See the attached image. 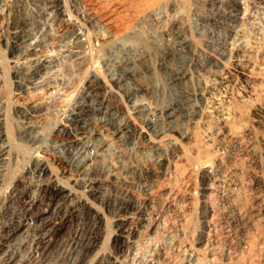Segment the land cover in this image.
I'll return each instance as SVG.
<instances>
[{
	"label": "rangeland",
	"instance_id": "obj_1",
	"mask_svg": "<svg viewBox=\"0 0 264 264\" xmlns=\"http://www.w3.org/2000/svg\"><path fill=\"white\" fill-rule=\"evenodd\" d=\"M10 1L54 40L27 62L42 74L30 95L8 63L10 101L40 107L44 129L32 145L20 118L0 168V264H264V0H67L62 18Z\"/></svg>",
	"mask_w": 264,
	"mask_h": 264
},
{
	"label": "bare ground",
	"instance_id": "obj_2",
	"mask_svg": "<svg viewBox=\"0 0 264 264\" xmlns=\"http://www.w3.org/2000/svg\"><path fill=\"white\" fill-rule=\"evenodd\" d=\"M2 1V0H1ZM0 3L1 6H0V168L3 166V165H7L9 163H11V161H13L15 159V157L13 156L12 154V150L16 151L19 153V148L17 147L18 145L14 144V140H13V133L14 131L16 130L15 129V126L17 124V121L19 120L20 121V118L24 121V123H18L19 127L17 128L18 129V134L21 138H23V140H27L28 142L32 143V145H36L37 143L39 144V136L40 134H42V131H43V127H41V124L42 123H39L41 121H37V119L39 117H42L41 115L43 114V110L34 105L33 104L31 105H27V104H21V103H13L15 101L12 102V100L10 101L11 97L9 96V92H8V89H7V84H8V80H7V70H8V63L10 64H18L20 65L18 68H13L11 67V72H10V75L13 79V82H14V87L17 89V92H19L20 95H30V93H32L34 89V85H33V82H35L36 78H38L39 76H41V71L39 70V67H36V68H33L31 65H28L27 62H29L31 60V58L33 56H37L36 53H38L36 50L37 48H43L44 46L45 47H48L46 46L47 44H50L53 42V38L51 36V31L49 29L48 26H46V23L49 22V21H45L46 23H40L38 22V26L36 28H34V24H33V20L29 19L27 21V19L25 20L26 22H23V26L22 27H19L17 25V21H16V18H15V15L13 13V8L12 9V5H11V1L10 0H4ZM42 0H40L41 2ZM46 1V0H45ZM36 2V1H35ZM34 2V3H35ZM43 3V2H42ZM36 4V3H35ZM47 5L45 6L46 9H45V12H46V15H49V14H55L56 17H61L62 16L64 17V14L66 12H68V7H67V0H49L47 3ZM14 5V4H13ZM17 5V4H16ZM37 5V4H36ZM43 5V4H42ZM45 5V4H44ZM39 6V5H38ZM16 7V6H14ZM36 7V6H34ZM43 7V8H45ZM30 8V7H29ZM38 8V7H37ZM18 9V8H17ZM34 9V8H33ZM41 9V8H40ZM31 11V10H30ZM39 11V9H38ZM43 11V10H42ZM33 12V11H32ZM35 13V12H34ZM37 13V12H36ZM40 13V11H39ZM38 13V14H39ZM29 14V13H28ZM27 14V15H28ZM37 14V16H38ZM44 17V14L41 13ZM19 15V13H18ZM35 15V14H34ZM45 15V16H46ZM54 15V16H55ZM68 15V14H67ZM70 15V14H69ZM30 17V16H29ZM36 17V15L34 16ZM41 17V15H40ZM40 17H39V20H40ZM47 17V16H46ZM68 17V16H67ZM33 18V17H32ZM37 18V17H36ZM51 18V17H50ZM35 19V18H34ZM46 19V18H45ZM58 19V18H57ZM71 19V18H70ZM225 19V18H224ZM37 20V19H35ZM43 20V19H42ZM49 20V19H48ZM62 20V19H61ZM64 22L65 19H63ZM69 21V20H68ZM92 21V20H91ZM36 22V21H35ZM51 22V21H50ZM94 24H97L96 26L98 27V25H103V27H107L105 24H103V21H102V24L99 20H96V18L93 20ZM40 23V24H39ZM53 23V21L51 22ZM50 23V24H51ZM93 24V23H92ZM93 24V25H94ZM108 24V23H107ZM37 25V24H36ZM49 25V24H48ZM95 26V25H94ZM102 27V28H103ZM108 28V27H107ZM99 29V28H98ZM78 30V29H77ZM100 30V29H99ZM102 31V30H101ZM105 31V30H103ZM71 34V37H73L75 39V44L76 45H80V37H79V34L76 30H72L70 32ZM138 34V33H137ZM137 34H133L131 36H128L129 39H135L138 40L140 39H137ZM104 35V34H103ZM43 37L42 40L38 41L39 37ZM105 37H106V34H105ZM111 37V36H110ZM108 37V38H110ZM68 38V36H67ZM143 38V37H141ZM146 39V38H145ZM64 40V39H63ZM145 41V40H144ZM64 42V41H63ZM67 42V41H65ZM136 42V41H135ZM142 42V41H141ZM61 44V43H60ZM63 44V43H62ZM146 48V47H145ZM149 49V47H147ZM4 49L6 50H9V61L3 57L4 55ZM45 49V48H44ZM78 49V48H77ZM150 50V49H149ZM44 54V53H43ZM76 55V54H75ZM48 56V55H47ZM34 59V58H33ZM47 59V58H46ZM45 60V59H44ZM76 61V60H75ZM42 63V62H41ZM50 63V62H48ZM47 63V64H48ZM38 65V64H37ZM42 65V64H41ZM46 65V64H45ZM34 66V65H33ZM49 68H50V65H48ZM15 67V66H14ZM45 68V67H44ZM48 68V69H49ZM10 69V67H9ZM52 69V68H51ZM53 71V70H52ZM48 72V71H47ZM171 73V72H170ZM41 74V75H40ZM178 75L174 74V77L177 78ZM51 77V76H50ZM45 79V77H43ZM237 78V76H236ZM178 79V78H177ZM37 82V81H36ZM98 82V81H97ZM106 85V84H105ZM2 86V87H1ZM99 87V86H98ZM1 88H4L3 90H1ZM99 89V88H98ZM101 89V88H100ZM49 90V89H48ZM245 90V89H244ZM47 93V92H46ZM249 94V93H248ZM261 97V96H260ZM184 98V97H183ZM21 101V100H20ZM258 101V100H257ZM177 105H175V111H178L179 113L181 112H184V109L182 106V104L179 102L176 103ZM84 107V106H83ZM81 108V107H80ZM85 108V107H84ZM86 109V108H85ZM91 109V108H90ZM261 109V108H260ZM259 109V110H260ZM88 110V109H87ZM82 111V110H81ZM84 111V110H83ZM186 112V111H185ZM80 113V112H79ZM86 113V112H85ZM94 113V112H93ZM178 113V114H179ZM88 114V113H87ZM91 114V113H90ZM77 115V114H76ZM81 115V113H80ZM77 117V116H76ZM78 118V117H77ZM174 118L175 116L174 115H170L168 116L167 120L168 122L170 123V125H175L177 124L175 121H174ZM76 119V118H75ZM27 121V122H25ZM77 121V120H76ZM82 121V120H81ZM80 121V122H81ZM177 121V120H176ZM167 122V121H165ZM167 122V123H168ZM168 123V124H169ZM119 126V125H118ZM176 126V125H175ZM17 127V126H16ZM133 126L130 124V123H127L125 124L124 126L122 127H118L119 128V131L117 132L118 135H122V136H125V135H131L129 134L131 131H132V128ZM234 127V126H233ZM43 128V129H42ZM236 128V127H235ZM115 130V131H116ZM235 131V130H234ZM233 131V132H234ZM124 134V135H123ZM145 134L146 136L148 135L147 133H143ZM143 134H140V135H143ZM151 134V133H150ZM150 134L148 136H150ZM143 135V136H145ZM152 135V134H151ZM159 136H161L162 134H158ZM120 136V138L122 137ZM41 137V136H40ZM129 137V136H128ZM132 137V136H131ZM123 138V137H122ZM125 138V137H124ZM123 138V140H124ZM152 138V137H150ZM159 138V137H157ZM162 138V137H161ZM120 140V139H119ZM156 140V138H155ZM17 141V140H16ZM22 141V140H21ZM43 141V140H42ZM129 141V140H128ZM25 142V141H24ZM16 146V147H15ZM20 146V145H19ZM23 147V146H22ZM19 150H18V149ZM17 149V150H16ZM15 153V152H13ZM16 154V153H15ZM14 154V155H15ZM30 159V161H28V163L30 164V162L34 163V164H37V166H39V160L40 159H36L38 157H28ZM28 159V160H29ZM199 160V159H198ZM16 162V161H15ZM203 162V161H202ZM27 163V162H26ZM44 164V163H43ZM197 164V163H196ZM205 165L206 162L202 163V165ZM199 165V164H197ZM200 165H201V162H200ZM6 167V166H5ZM3 168V167H2ZM9 168V167H8ZM6 169V168H4ZM3 170H0V171H4ZM28 171V170H27ZM31 171V170H30ZM34 171V170H33ZM42 171L43 172H46V169L43 170L42 168ZM4 173V172H3ZM41 173V172H40ZM6 174V172L4 173V175ZM43 175V174H42ZM81 175V174H80ZM3 176V175H2ZM0 177H1V173H0ZM2 178V177H1ZM0 178V179H1ZM4 180L5 179V176H4ZM3 181V180H2ZM259 186V185H258ZM3 187H5L3 185ZM6 188V187H5ZM6 190V189H5ZM48 190V189H46ZM4 189L2 190V183H1V180H0V194L3 193ZM45 191V190H44ZM67 192V187H62L59 186L58 189H57V193L56 195H58V197H64V195L66 194ZM5 193V192H4ZM47 193V192H46ZM67 196V195H66ZM125 197V196H124ZM123 197V198H124ZM121 198V197H120ZM126 198H128L126 196ZM258 199V198H257ZM122 200V198H121ZM128 200V199H126ZM120 201V200H119ZM125 201V199H124ZM115 202V201H114ZM33 203V202H32ZM147 205V204H146ZM247 205V204H246ZM31 207V206H30ZM32 208V207H31ZM118 208H121V207H118ZM117 209V208H116ZM138 209V208H137ZM141 209V208H140ZM2 210V209H1ZM124 210L129 213L130 211H133L134 210V207L132 204H130L128 201L124 204ZM136 210V209H135ZM48 210H46L47 212ZM51 211V210H50ZM123 211V210H122ZM140 211V210H139ZM261 211V209H260ZM141 212V211H140ZM263 212V211H262ZM44 213V212H43ZM125 213V212H123ZM143 212H141L142 214ZM258 213V212H257ZM2 214V213H1ZM42 214V213H41ZM45 214V213H44ZM139 214V212H138ZM49 216V215H48ZM47 216V218H48ZM53 217V216H51ZM54 218V217H53ZM56 218V217H55ZM43 219V218H42ZM46 219V218H45ZM58 220V219H56ZM64 220V219H63ZM120 220V219H119ZM121 221V220H120ZM117 222V221H116ZM64 224V222H63ZM122 224V223H121ZM12 225V224H11ZM45 225V224H44ZM48 227V230L46 231V233L44 234L43 236V241L42 242H39L37 245H43V244H46L48 248L51 247L52 243L54 242V238L56 237L57 235V230H56V225L53 224L52 222H48L46 224ZM58 225V224H57ZM115 225V224H114ZM19 226V225H18ZM28 226V225H27ZM54 226V227H53ZM159 226V225H158ZM11 227V226H10ZM17 227V226H16ZM21 227V226H20ZM115 228H118L116 230H118V235H116V243L117 244H120L121 242V239L120 238H123L124 235L121 234V231H123L120 223L118 222L115 226ZM11 229V228H10ZM20 228H17L15 230L12 229V231L9 232V235L7 237V239L5 241H9L11 238L15 237L16 235H18L17 233L20 232ZM45 230V229H44ZM58 231H61V230H58ZM94 234V233H93ZM127 234V233H126ZM132 233H130L131 235ZM123 235V237H122ZM133 235V234H132ZM6 237V236H5ZM94 237V236H93ZM92 237V238H93ZM130 237V236H129ZM128 237V238H129ZM126 238V237H125ZM128 238H126L128 240ZM13 241V239H11ZM37 241V240H36ZM46 241V242H45ZM56 241V240H55ZM130 241V240H129ZM5 243V242H4ZM3 243V244H4ZM86 243V242H85ZM89 243V242H88ZM115 243V242H114ZM126 243V242H125ZM129 243V242H127ZM126 243V244H127ZM2 244V243H1ZM36 244V243H35ZM56 244V243H55ZM93 244V243H92ZM130 244V243H129ZM88 245V244H87ZM252 245V243H251ZM1 246V245H0ZM123 246V245H122ZM126 246V245H125ZM128 246V245H127ZM5 247V244L4 246L2 245V247L0 248V255L3 253V249ZM37 248L38 250L41 249V248ZM42 247V246H41ZM45 247V245H44ZM46 247V250L48 249ZM116 247V245H115ZM91 248V247H90ZM119 248V247H118ZM121 248V247H120ZM36 249V247L34 248ZM45 249V248H44ZM116 249V248H115ZM50 250V249H49ZM119 251V250H118ZM7 252V251H6ZM43 252V251H42ZM49 252V251H48ZM86 252V251H85ZM84 252V253H85ZM34 253V252H33ZM37 253V252H36ZM8 254V253H7ZM6 254V256H8ZM43 254V253H42ZM87 255V254H86ZM43 256H45V254H43ZM118 257V256H117ZM88 258V257H87ZM3 259V258H2ZM8 259V258H7ZM21 260V259H20ZM116 260V258H115ZM16 261V260H15ZM13 261V262H15ZM33 261V260H32ZM10 262V261H9ZM24 262V261H23ZM121 262V261H120ZM243 262V261H242ZM7 263V262H6ZM19 263V262H18ZM123 263V262H121ZM120 263V264H121ZM9 264H12L9 263ZM115 264H118V263H115Z\"/></svg>",
	"mask_w": 264,
	"mask_h": 264
}]
</instances>
